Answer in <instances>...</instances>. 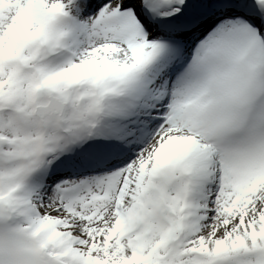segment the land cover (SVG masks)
Instances as JSON below:
<instances>
[{"label":"snow or ice","instance_id":"obj_1","mask_svg":"<svg viewBox=\"0 0 264 264\" xmlns=\"http://www.w3.org/2000/svg\"><path fill=\"white\" fill-rule=\"evenodd\" d=\"M0 264H264V0H0Z\"/></svg>","mask_w":264,"mask_h":264}]
</instances>
